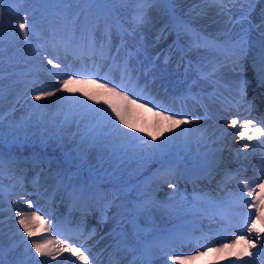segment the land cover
<instances>
[{"label": "bare ground", "instance_id": "6f19581e", "mask_svg": "<svg viewBox=\"0 0 264 264\" xmlns=\"http://www.w3.org/2000/svg\"><path fill=\"white\" fill-rule=\"evenodd\" d=\"M15 11L13 16L7 13L5 17L8 26L18 31L13 52L0 57L2 60L0 63V69H2L0 71V77H2L0 79V116L3 117L0 121V132L3 134V141L30 145L48 140L50 146L57 147L62 153L67 154L69 160H71V155H74L82 164L81 171L74 170V173L85 175L87 171H91L101 180L104 176L114 179L112 184L108 185L110 188L105 190L114 206L128 196L139 200V195L144 193L147 203L144 210L147 219L158 215L159 221L172 224L174 221H181L186 217V225L200 221H205L207 225L213 224L208 230L217 234L214 237H209L207 241L204 240L202 233L188 232L192 238L199 241L195 252L188 250L181 254L195 257L188 264H233V262L241 264V261L236 260L233 253L239 250L242 244L238 243L234 248H224L219 252L214 250L241 235L242 213L253 211L248 206L240 208V204L231 195L235 191L232 190V192L221 195L218 194V190H212L214 194L221 195L222 200L234 201L230 211L224 217H219L209 205L202 210H190L192 206L190 201L171 194L164 185L166 178H177L176 167L197 159L211 160L212 163H215L209 178L218 183L226 181L234 169L240 170L247 165H251L250 174L254 173L256 179L252 180L248 177L245 182H249L250 186L254 188L257 182L251 183L252 181L264 182V143H262L264 138L258 132L251 135V140L235 135L238 125L231 127L229 117L221 116V107L218 103L225 107H231L236 100L234 98L232 103L223 100V95L226 93L225 87L230 85V83L228 84L229 80H225L235 72L233 69L223 70L224 66L231 67L227 59L223 56L220 63L209 70L207 60L192 56L194 61H187L183 65L184 70H182L170 58L166 43L160 41V35L162 34L164 37L166 31H162L159 33L160 35L154 37L156 42L150 41L149 43L141 38V40L132 38L127 27L120 30L116 36H112V39L115 37L117 40H110L108 43L107 40L105 41L107 38L105 35L85 37L87 42L95 45L98 60H92L90 55L93 52L91 51L92 54L86 57L80 56L76 52L61 54L58 61L63 59L65 64H68L65 60L73 61L75 67L72 68V71L74 73H91V75L77 76L76 79L97 80L99 78V83L109 81L110 86L122 84L127 89L130 98L137 101L136 104L111 96L91 83L71 84L69 85L71 89H80V91L69 93L61 89L54 96L37 101L34 99L37 91L34 89L21 91L22 87L17 82L19 79L30 82L39 79L38 85L49 91L52 90L53 85L59 86V81L54 83L50 80V74L46 71L45 66L46 59L34 45L33 38L30 41L32 47H28L24 43V37L18 28V24L21 22L17 23L14 17L20 19L18 13L21 12L23 13L21 20L25 22L28 15L24 13L26 9L19 5ZM208 11L210 15L217 14L218 21L222 24L225 23L222 13L220 15L211 7ZM259 16L262 17L263 14L260 13ZM253 17L254 15H252ZM259 26L255 31L262 29V26ZM53 28L55 27L46 30L47 40L50 38ZM55 29L61 35L63 34L62 28ZM36 33L45 37L44 31L36 30ZM75 34L76 32L68 36L74 40L72 46L76 44ZM106 34L109 38V32ZM153 43L156 45L154 46ZM229 44L238 45L242 49L240 54L242 53L248 59L254 58L261 61L264 58V48L259 44L258 35L253 44L257 48L244 45L241 41ZM101 46H103V55L99 51ZM37 51L40 53L39 57L35 55ZM197 67L201 69H197ZM212 69H214L212 72L214 80L211 83L212 79L207 76ZM63 74L60 79H67L69 74L67 72H63ZM240 78V74L233 75L234 80ZM209 84L214 86V93L208 86ZM81 92H88L96 99L88 100L86 96L81 95ZM197 93L204 95L205 100L196 98ZM69 95L78 96L79 99L91 104L94 108H105L110 114L111 109L104 101L115 105L121 110L127 123L132 125L131 128L120 125L121 129L142 139L132 141L126 137L109 135V130L105 129L100 142L93 144L91 138L85 139V136L94 120L91 114L83 119L78 114H73L75 110L62 99ZM214 97H219L220 100L216 102L213 100ZM145 104L146 106L141 107ZM36 105L41 107H36ZM197 107L200 109L198 110ZM149 109L152 110L149 111ZM155 112H164L166 115L179 113L181 115H177V119H187L192 123L181 124L178 127L171 126L169 122L162 121L160 117L155 116ZM65 114L69 116L67 121L64 119ZM113 119H115L114 115ZM149 133L155 135L156 140H153ZM186 137L187 139H185ZM143 141L159 145V147L148 148L143 144ZM245 143L249 145L246 149L243 147ZM2 147L5 148L0 145V154L6 155L5 166L13 167L14 164H25V161L45 165L42 161L49 157L48 153L35 150H20L11 155L8 151H3ZM238 152L239 155H237ZM15 156L18 157L15 158ZM232 164H234V168H231ZM157 169H160V172ZM165 170H172L174 175L161 177ZM259 170H261V174H259ZM63 182L65 185H75L80 184L81 179L73 177L68 183ZM101 185L106 186L102 181ZM257 192L260 194L259 188H257ZM13 200V198L8 199L4 194L0 195V242L7 241L4 248L7 264H16L17 261H26V264L31 261L30 264H33L29 255L37 260L45 261L41 259L44 256H36L30 243L27 246L21 243V238L30 241L31 237L39 232L42 227L41 219L37 215L30 217V213L33 211L26 209L28 206L21 207L18 204L13 206L11 203ZM167 201L172 202L173 205L167 204ZM72 202L77 203V200L72 198ZM114 206H105L106 209H109L108 219H110L111 209ZM261 207L264 208V200L261 202ZM18 211H22L30 217V230L33 233L31 237L17 223ZM256 228L264 233V225L259 220L256 221ZM52 241L51 234H48L42 243H45L47 247L55 246L56 244ZM109 243L107 237L100 238V245L91 242V248L96 250L95 254L105 253L104 255L107 257L100 264H106L114 257L106 253L110 247ZM207 244L214 245L204 250ZM13 246L16 247L13 248ZM25 247L29 252L25 251ZM9 249L13 250L9 251ZM52 249L55 253L57 247ZM252 251L254 253L251 258L252 264H264V250L252 249ZM197 252L202 254L196 255ZM169 255L173 254L171 252L161 255L151 254V259L154 264H175L169 259ZM242 259L248 260L249 257L245 256ZM67 260L62 254L57 255L55 259L47 260L46 264H76ZM72 261L82 262L77 257ZM89 264H93L90 259Z\"/></svg>", "mask_w": 264, "mask_h": 264}, {"label": "snow or ice", "instance_id": "6c2138e0", "mask_svg": "<svg viewBox=\"0 0 264 264\" xmlns=\"http://www.w3.org/2000/svg\"><path fill=\"white\" fill-rule=\"evenodd\" d=\"M6 2V0H0V28L3 26L4 21V9L3 4ZM7 2L11 5L12 3H20V0H7ZM34 3L39 5H51V4H62L68 2V0H33ZM76 2L81 3L86 6V10L88 14L94 15L96 17L95 24L98 27L100 24L101 19H104V22L107 23V19L105 17L104 9L101 6L107 5L110 0H76ZM155 2V0H136V3L138 5L136 12L133 16V23L134 24H143L146 21V8L151 3ZM212 4H217L221 7V10H223V6L225 3H235L237 0H209ZM9 12H11V7L8 9ZM241 19H247V16L242 17ZM239 22V21H237ZM18 28L20 33L24 37V43L28 47H32L30 41L33 35H35V32L30 35L28 29H35V25L30 24L25 20V22H21L18 24ZM190 30V29H186ZM0 42H2V37H0ZM47 45H50L53 50L57 49H64L65 52L71 50L73 53L77 51V49L72 48V44L74 43V40L71 38L65 37L60 34V32L53 28L51 31L50 38L47 40ZM210 47L214 49H218L225 58H238L240 55V52L242 49L238 45L233 44H216L214 42H210ZM41 49L45 48V44L40 45ZM90 50L95 54V45L90 43L89 44ZM81 51L83 49H80ZM3 49L0 47V53H2ZM100 54L103 55V46L100 48ZM35 55L39 57L40 53L37 51L35 52ZM47 60V63L49 65H52L53 68L59 69L61 65L59 63H53V59L49 58L48 56L44 57ZM0 63H2V60H0ZM2 71V69H0ZM54 75H61L59 72L54 73ZM83 75H91V73L86 72H77L73 73L67 76V79H60L59 86L53 85L52 90L49 91L47 89L41 88L37 90V95H35L34 99L39 101L45 97L54 96L57 92L63 91L72 93L74 91H80V89H71L69 85L71 84H80V83H91L97 85L99 89H103L104 92L108 93L111 96L118 97L122 101L130 102L132 104H136L137 101L134 99H131L128 95L127 89L124 88V86L121 85H115L110 86L109 81H105L104 83H99V80H82V79H76L77 76H83ZM258 77V86L264 87V58L261 59L260 65L258 67L257 73ZM2 79V77H0ZM81 95H84L87 97L88 100H94L96 99L95 96L89 94L88 92H81ZM244 95V84L238 83L236 86V96L240 99H243ZM63 100H65L74 110L75 112L73 114H78L81 119H83L86 116H89L91 114L92 119L94 120V123L92 124L91 128L87 132L85 139L91 138V142L93 144H98L100 142V138L102 134H104V130L108 129L109 135H116V136H122L126 137L129 140L135 141L142 139L138 136H133L130 132H124L120 125H123L126 128H131L132 125L128 124L125 120L124 115L122 114L121 110H119L115 105L109 103L108 101H104L108 105V108L111 109V114L108 112L105 108H94L91 104L85 103V101L79 99L78 96L75 95H69L62 97ZM145 105H141V107H144ZM36 107H41L40 105H36ZM152 109H149L151 111ZM113 115L115 116V119H113ZM155 116L160 117L162 121H167L171 126H179L181 124L186 123H192V121H189L187 119H177V115H181L179 113H175L172 115H166L164 112H155ZM3 117L0 116V121H2ZM65 121L69 119L68 114H65L64 116ZM118 121V123H117ZM260 123H264V121H261ZM229 125L231 127H236L238 125L237 119H232L229 121ZM142 131V130H141ZM186 131V130H185ZM250 131L258 132L261 136H264V129H261L257 124H255L251 119H244L242 126L238 129V131L235 133V135L241 137V138H247L249 140L252 139V136L249 135ZM149 135H152L149 133ZM156 136L152 135V139L156 140ZM167 139V138H166ZM187 139V137L185 138ZM3 142V134L0 132V143ZM264 143V141H262ZM143 144L147 146L148 148H157L159 145L156 144H149L147 141H143ZM243 147L246 149L249 147L247 143L243 145ZM240 153L238 152L237 155ZM4 159L3 156L0 155V172H2L4 167ZM174 175V172L172 170H165L161 177L171 176ZM251 183H256V181H252ZM169 187H174L171 183L169 184ZM257 188L260 189V194L257 192ZM0 195H3V188L0 186ZM250 199V203H249ZM236 200L240 205L247 204V206L252 209L253 211L242 213L243 220L241 225V235L236 236L230 243L221 245L219 248L214 249L215 251L219 252L222 251L224 248H234L236 244L240 243L242 244V247L235 251L233 255L236 257V260L241 261V264H252V257L254 255L252 249H258V250H264V233H261L256 228V221L259 220L262 225H264V208L261 207V202L264 200V182L256 183V187H251L249 182L243 183V188L240 190V192L236 195ZM12 205L14 206L16 204V201L13 200ZM28 207H32V202L28 201ZM39 211V209H37ZM254 213V214H253ZM17 216L19 217L17 223L23 228L24 232L27 233L29 237L33 235L32 231L30 230V224H29V218L30 217H36V212L33 211L30 213V217L26 215L22 211L17 212ZM250 221V222H249ZM58 229V226H57ZM246 229V232H245ZM192 239V235L190 233L185 232H177L173 234L171 237L166 238L164 240H161L158 242V247H166L167 244L172 240H179V241H188ZM31 243V248L35 250L36 256H49L52 257V259H55L57 255L60 254L62 251H67L69 253H72L74 256H76L79 260L82 261V264H89V259L87 256H85L84 251H81L80 247H72L70 245L61 244L59 241H57L58 248L55 252V255L53 254V250L45 243L37 242V241H25L23 238H21V243H23L25 246H27L28 243ZM50 243V242H49ZM117 246H126L127 240L125 238H119L116 241ZM83 245H81L82 247ZM16 246H13L15 248ZM13 249H9V251H12ZM25 251L29 252L27 247H25ZM87 251V249H85ZM202 253L197 252L196 255H201ZM249 257L248 260H243V257ZM29 258L32 259L33 264H46L45 261L37 260L35 257H32L29 255ZM194 256H187V255H169V259L174 261L175 264H188L189 261L193 260ZM0 264H7L5 259V250L3 246H0ZM16 264H26V261H17ZM235 264V262H233Z\"/></svg>", "mask_w": 264, "mask_h": 264}, {"label": "rangeland", "instance_id": "374dc122", "mask_svg": "<svg viewBox=\"0 0 264 264\" xmlns=\"http://www.w3.org/2000/svg\"><path fill=\"white\" fill-rule=\"evenodd\" d=\"M72 0H68V2H66V3H64V4H62V7L64 8V9H66V7H67V5L71 2ZM179 2L180 1H184V0H178ZM124 3V0H110V2L107 4V8H105V10L106 9H108V10H110L111 12L113 11V6L114 5H119L120 3ZM134 3H136L135 2V0L134 1H132L131 3H130V5H129V7L127 8V10L130 12V13H132V14H135V12H136V9H137V7L134 5ZM7 6H9V7H11V8H18V4L17 3H12L11 5L7 2V0H6V4L4 3L3 4V9L5 8V7H7ZM148 10H149V8H146V15L148 14ZM260 13L261 14H263V16H264V12L263 11H260ZM15 18L16 19H18L16 16H15ZM4 23H5V25H7V22H6V20H4ZM150 23H152V20L150 19V22L149 21H145V23H143V26L144 27H146L148 24H150ZM128 26L129 27H133L132 29H131V32L133 33L134 31H135V28H136V24H134L133 23V18L132 17H129L128 18ZM141 25H139L138 27H140ZM205 26L207 27V29H208V26L210 27V31H215V32H217L218 33V31H223V30H218L217 31V29L219 28V24H217V23H213V21H210L209 23L206 21L205 22ZM7 27V30L8 31H10V28H9V26H6ZM14 28L12 27V30H13ZM157 30H159V29H157ZM1 31H2V28H0V35H2L1 34ZM6 32V31H5ZM140 33L142 32V31H139ZM17 35V34H16ZM162 35V34H161ZM160 35V36H161ZM18 36V35H17ZM135 37H137V36H135ZM155 37V36H154ZM16 39V38H15ZM139 39V38H138ZM150 41L151 40H149V43H150ZM12 43V42H11ZM154 44V46L156 45L155 43H153ZM14 46V45H13ZM8 48H10V50H11V46H5V48H3L2 47V49H3V51H2V53H0V57L2 56V57H4V56H6V55H8L9 53H8ZM8 53V54H7ZM28 152V151H27ZM47 257H49V256H47Z\"/></svg>", "mask_w": 264, "mask_h": 264}]
</instances>
